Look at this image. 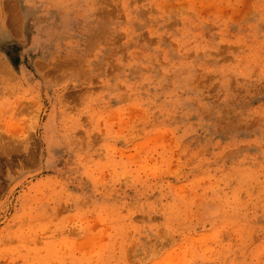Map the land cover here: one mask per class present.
Masks as SVG:
<instances>
[{"label": "rangeland", "instance_id": "obj_1", "mask_svg": "<svg viewBox=\"0 0 264 264\" xmlns=\"http://www.w3.org/2000/svg\"><path fill=\"white\" fill-rule=\"evenodd\" d=\"M0 264H264V0H0Z\"/></svg>", "mask_w": 264, "mask_h": 264}]
</instances>
